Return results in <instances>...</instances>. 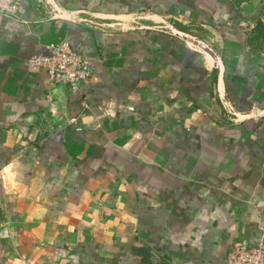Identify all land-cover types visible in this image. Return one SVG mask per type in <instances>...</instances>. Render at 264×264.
<instances>
[{
	"label": "crops",
	"instance_id": "obj_1",
	"mask_svg": "<svg viewBox=\"0 0 264 264\" xmlns=\"http://www.w3.org/2000/svg\"><path fill=\"white\" fill-rule=\"evenodd\" d=\"M263 8L22 0L0 16V264H224L235 243L264 247ZM60 40L94 73L65 87L53 128L54 85L26 60Z\"/></svg>",
	"mask_w": 264,
	"mask_h": 264
},
{
	"label": "built area",
	"instance_id": "obj_2",
	"mask_svg": "<svg viewBox=\"0 0 264 264\" xmlns=\"http://www.w3.org/2000/svg\"><path fill=\"white\" fill-rule=\"evenodd\" d=\"M21 1L0 0V16L16 19ZM26 66L30 70L44 72L54 86L61 84L71 89L91 79L94 73V62L84 58L66 40L48 45L46 53L32 55L26 60ZM224 264H264V247L262 244L249 246L243 242L235 243Z\"/></svg>",
	"mask_w": 264,
	"mask_h": 264
},
{
	"label": "water",
	"instance_id": "obj_3",
	"mask_svg": "<svg viewBox=\"0 0 264 264\" xmlns=\"http://www.w3.org/2000/svg\"><path fill=\"white\" fill-rule=\"evenodd\" d=\"M48 100L51 104L53 128L64 122L67 115V95L63 85H56L48 92ZM239 114L238 117H240ZM243 116V115H242Z\"/></svg>",
	"mask_w": 264,
	"mask_h": 264
},
{
	"label": "rangeland",
	"instance_id": "obj_4",
	"mask_svg": "<svg viewBox=\"0 0 264 264\" xmlns=\"http://www.w3.org/2000/svg\"><path fill=\"white\" fill-rule=\"evenodd\" d=\"M241 1V0H240ZM242 1H249V0H242ZM257 3L264 5V0H257ZM258 21L252 28L250 32V47L255 51L264 52V8L260 11L259 16H257ZM193 40V39H192ZM197 46L202 49H213L215 50L214 43H198L195 42Z\"/></svg>",
	"mask_w": 264,
	"mask_h": 264
}]
</instances>
